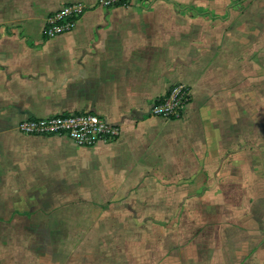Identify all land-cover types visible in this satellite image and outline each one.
<instances>
[{"label": "crops", "instance_id": "0c3cea01", "mask_svg": "<svg viewBox=\"0 0 264 264\" xmlns=\"http://www.w3.org/2000/svg\"><path fill=\"white\" fill-rule=\"evenodd\" d=\"M69 4L85 7L75 28L45 39ZM233 4L0 0V264H264V98L250 97L264 88V0ZM176 85L192 95L184 118L154 117ZM78 112L120 137L79 148L18 131ZM78 210L97 224L19 223ZM74 232L96 236L58 239Z\"/></svg>", "mask_w": 264, "mask_h": 264}, {"label": "built area", "instance_id": "2783aa9c", "mask_svg": "<svg viewBox=\"0 0 264 264\" xmlns=\"http://www.w3.org/2000/svg\"><path fill=\"white\" fill-rule=\"evenodd\" d=\"M144 0H98L104 9L130 7ZM81 4H70L48 19L45 34L48 39L71 32L83 15ZM192 101L189 88L184 85L172 87L152 106L154 117L166 120H182ZM25 136L62 137L79 148H92L99 143L111 144L121 135V129L93 113H71L43 119H27L18 126Z\"/></svg>", "mask_w": 264, "mask_h": 264}, {"label": "rangeland", "instance_id": "374dc122", "mask_svg": "<svg viewBox=\"0 0 264 264\" xmlns=\"http://www.w3.org/2000/svg\"><path fill=\"white\" fill-rule=\"evenodd\" d=\"M66 6L67 5L63 6L62 8L66 7ZM127 8L140 9L141 6L137 5V4H134V5H132L130 7H127ZM60 10H58L57 12H55L53 14H50L47 17V19H46V24L48 22V19L52 18L54 16V14L58 13ZM58 36H60V35H58ZM58 36H56V37H58ZM51 39H53V38H51ZM250 97H251V99H255V98H258V97L264 98V88H262V87L261 88H258V87L251 88ZM251 106H254V105H251ZM254 107H256V109H259L260 111H264V104L255 105ZM169 121H173V120H169ZM177 187H178L177 184L169 185V186H162V185H154V186H152V188H154V192L155 193H161V192H166V191L176 193L177 192ZM88 212H92V210L88 211ZM85 213H87V210H78V213H76V211H75V213H73V215L69 214L67 216L58 217L57 218L58 220L56 218H54V217L48 216V217L30 218V220L29 219L28 220H24V221L22 220L19 223L27 224V225L28 224H39V225L40 224H43V225H45V224H67V225H77V226L96 225L98 218L97 217H91V216L90 217H86V216H84ZM129 219L130 218H124L123 217V218H121V223L122 224L129 223L128 222ZM11 235H13V234H11ZM14 235H17V234H14ZM28 235H30V236H32V235L40 236L41 239L42 238L45 239L44 237H46L48 234H45V233H28ZM57 235H58V239L60 237V239L68 238L69 240H82L81 239L82 236H85V237L92 236L93 237V236H96V233L88 234V233H76V232H74V233H62V234L59 233Z\"/></svg>", "mask_w": 264, "mask_h": 264}, {"label": "trees", "instance_id": "16d2710c", "mask_svg": "<svg viewBox=\"0 0 264 264\" xmlns=\"http://www.w3.org/2000/svg\"><path fill=\"white\" fill-rule=\"evenodd\" d=\"M232 1H233V3H234L233 5H234V6H237V5L240 3L241 0H232ZM44 38H45V39H48V37L46 36L45 33H44Z\"/></svg>", "mask_w": 264, "mask_h": 264}]
</instances>
